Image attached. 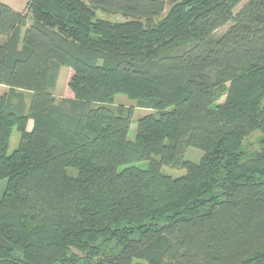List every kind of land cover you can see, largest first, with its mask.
<instances>
[{
  "label": "trees",
  "instance_id": "obj_1",
  "mask_svg": "<svg viewBox=\"0 0 264 264\" xmlns=\"http://www.w3.org/2000/svg\"><path fill=\"white\" fill-rule=\"evenodd\" d=\"M242 1H0V264H264V0ZM119 93L151 111L134 140Z\"/></svg>",
  "mask_w": 264,
  "mask_h": 264
},
{
  "label": "rangeland",
  "instance_id": "obj_2",
  "mask_svg": "<svg viewBox=\"0 0 264 264\" xmlns=\"http://www.w3.org/2000/svg\"><path fill=\"white\" fill-rule=\"evenodd\" d=\"M247 1L248 0H243L237 6L234 13H237L244 6V4ZM98 13L103 18H107L110 20H116V21L123 20V17L120 15H114V14L108 15V14L101 13V12H98ZM229 26H230V24H227L226 26L221 27L220 29L217 30L216 34L217 35L223 34L228 29ZM61 70L62 71H60L57 86H56L53 93H54V95H56L57 98L70 97V96L73 97V93L68 86V82H69V79L71 77V75L69 74V70L71 72H73V71L71 68H68V67H62ZM222 101H224V98L222 99ZM114 103L116 105H120V106H123L125 108H131L132 109V121H131V126H130V131H129V137L134 140L136 137V134H137V127H138L139 118H141L144 115L149 114L151 111L148 109H145V108L138 107L136 100H131L125 94H122V93H119L115 96ZM258 133L259 132H256V133L250 135L248 137V142L249 143H251V142L255 143V139L258 136ZM19 141H20V133L15 128V129H13V133L11 136L9 152H12L18 146ZM255 147H256V144H255ZM201 154H202L201 150H199L197 148H189L186 152V157L193 160V161H199ZM134 165H136L140 168H146L148 166V162L147 161H141V162L134 163ZM68 171L73 176L78 175V170L74 167L69 168ZM163 172L166 174H169L173 177H178V176H181L185 173L184 169L178 168V167H163ZM4 184H5V181H2L0 183V196L4 192L3 191L4 186H5Z\"/></svg>",
  "mask_w": 264,
  "mask_h": 264
},
{
  "label": "crops",
  "instance_id": "obj_3",
  "mask_svg": "<svg viewBox=\"0 0 264 264\" xmlns=\"http://www.w3.org/2000/svg\"><path fill=\"white\" fill-rule=\"evenodd\" d=\"M0 1L10 5L11 7L15 8L18 11H23L26 8V3H27V0H0ZM26 22H27V26H28L32 23V20L30 18H27ZM24 29H25V27L23 28V31H24ZM3 40H4V38L0 35V44L3 42ZM69 74L70 75L72 74V72L70 70H69ZM8 93H9V87L4 86V85H0V96L8 94ZM18 93H21L25 96V99L23 102L26 105V107H29L30 103H31V93L30 92H21V91H18ZM13 101L15 103H17L19 101V99L16 97L13 99Z\"/></svg>",
  "mask_w": 264,
  "mask_h": 264
},
{
  "label": "water",
  "instance_id": "obj_4",
  "mask_svg": "<svg viewBox=\"0 0 264 264\" xmlns=\"http://www.w3.org/2000/svg\"><path fill=\"white\" fill-rule=\"evenodd\" d=\"M0 244H1L2 246H7L9 249L12 248V246H10V245L7 243V241L4 240L3 238H0Z\"/></svg>",
  "mask_w": 264,
  "mask_h": 264
}]
</instances>
